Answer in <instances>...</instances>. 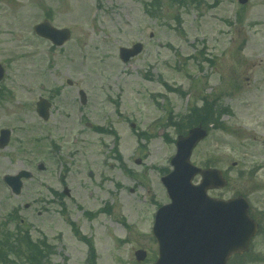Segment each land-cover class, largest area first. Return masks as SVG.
I'll return each instance as SVG.
<instances>
[{
	"label": "rangeland",
	"instance_id": "1",
	"mask_svg": "<svg viewBox=\"0 0 264 264\" xmlns=\"http://www.w3.org/2000/svg\"><path fill=\"white\" fill-rule=\"evenodd\" d=\"M144 1L0 0V129L11 130L0 148V231L16 232L8 216L17 212L51 245L43 264H87L81 235L97 264H151L153 215L169 201L160 177L178 135L170 122L204 97L222 108V128L209 127L191 161L225 173L210 195L246 196L263 231L242 264H264V0H159V11ZM45 19L69 28L70 40L38 37L33 26ZM135 42L142 52L123 63L119 48ZM39 97L51 104L47 120ZM22 169L33 176L16 195L3 176ZM65 185L59 205L52 190ZM139 248L147 256L137 262Z\"/></svg>",
	"mask_w": 264,
	"mask_h": 264
},
{
	"label": "water",
	"instance_id": "2",
	"mask_svg": "<svg viewBox=\"0 0 264 264\" xmlns=\"http://www.w3.org/2000/svg\"><path fill=\"white\" fill-rule=\"evenodd\" d=\"M35 30L59 45L69 37L67 29H55L48 22L35 26ZM141 50L140 43L131 48L122 47L120 58L127 61ZM2 75L0 66V78ZM48 106L44 99L37 103V111L44 118H47ZM0 133L3 147L8 142L9 131L2 129ZM205 135L206 131L198 126L178 138L177 152L171 160L174 169L163 178L171 202L161 206L155 216L153 232L159 244L155 264H226L232 253L247 249L255 233L256 225L247 215L248 205L243 197L223 200L207 195V188L225 185L220 172L202 170L190 163L193 147ZM197 173L202 180L199 185H193L191 180ZM22 176L30 177V173L22 171L6 180L19 191ZM135 256L142 260L145 252L137 250Z\"/></svg>",
	"mask_w": 264,
	"mask_h": 264
},
{
	"label": "trees",
	"instance_id": "3",
	"mask_svg": "<svg viewBox=\"0 0 264 264\" xmlns=\"http://www.w3.org/2000/svg\"><path fill=\"white\" fill-rule=\"evenodd\" d=\"M145 7H151L152 9L157 7L159 11V0H153L150 3H144ZM149 11V10H148ZM213 105L206 104L201 108H194L192 113L189 114L185 120L184 125L191 127L196 124L208 125L210 123L216 124L219 119V113L212 109ZM6 237V238H5ZM14 238V237H13ZM0 242V254H7L8 247L13 250L18 256H26L25 260L28 264H35L41 260L42 255L46 252L44 248H41L37 242H33L28 236L25 235L21 239H17L14 243H10V237L7 233ZM22 254V255H21ZM4 258L2 257L1 262L3 263ZM10 262L9 260H7ZM26 262L21 261L17 264H25Z\"/></svg>",
	"mask_w": 264,
	"mask_h": 264
}]
</instances>
